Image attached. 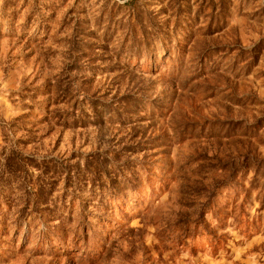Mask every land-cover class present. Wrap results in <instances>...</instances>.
I'll return each instance as SVG.
<instances>
[{
    "label": "rangeland",
    "instance_id": "374dc122",
    "mask_svg": "<svg viewBox=\"0 0 264 264\" xmlns=\"http://www.w3.org/2000/svg\"><path fill=\"white\" fill-rule=\"evenodd\" d=\"M263 113L264 0H0V264H264L249 179L183 194Z\"/></svg>",
    "mask_w": 264,
    "mask_h": 264
},
{
    "label": "trees",
    "instance_id": "16d2710c",
    "mask_svg": "<svg viewBox=\"0 0 264 264\" xmlns=\"http://www.w3.org/2000/svg\"><path fill=\"white\" fill-rule=\"evenodd\" d=\"M135 2L137 0H134ZM244 106V104L242 105ZM222 126H225L227 130H232L233 127H237V125L242 126V123H233V122H224L221 124ZM264 127V113L261 117H259L255 122L250 125V127L247 129H252L254 131L255 136L258 135L261 128ZM258 137V136H257ZM249 154V153H248ZM246 154L244 157V161L242 162H225L221 163L219 161L213 163V161H216L212 158H208L206 156H201L200 161L202 162L199 164V169H204L208 171H220V175L218 179L214 180L213 185L206 186L202 184L201 182L194 183V185H191L190 178H184L183 180L185 183H187L186 191L183 192L184 195L190 196L191 193H196L197 196H203L205 198V201L208 202L211 200L213 196V189H215V185L222 184L229 181H233L234 179L238 178V175H240V180L245 181L248 180V189H244L243 191L246 196H249L251 192H256V199L260 203V208H264V159L256 157H249V155ZM12 173V172H11ZM10 173V174H11ZM211 173V172H207ZM252 173V176L249 178V174ZM201 180L206 179L205 175H200ZM190 191V192H189Z\"/></svg>",
    "mask_w": 264,
    "mask_h": 264
}]
</instances>
